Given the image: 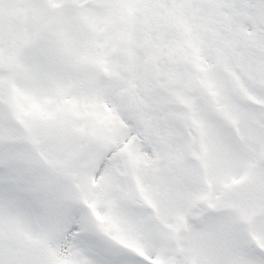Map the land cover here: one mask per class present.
Masks as SVG:
<instances>
[{
  "label": "snow or ice",
  "instance_id": "obj_1",
  "mask_svg": "<svg viewBox=\"0 0 264 264\" xmlns=\"http://www.w3.org/2000/svg\"><path fill=\"white\" fill-rule=\"evenodd\" d=\"M0 264H264V0H0Z\"/></svg>",
  "mask_w": 264,
  "mask_h": 264
}]
</instances>
